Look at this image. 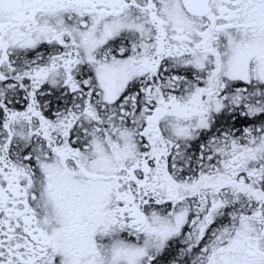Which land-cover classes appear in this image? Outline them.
I'll return each instance as SVG.
<instances>
[{"label":"snow or ice","instance_id":"obj_1","mask_svg":"<svg viewBox=\"0 0 264 264\" xmlns=\"http://www.w3.org/2000/svg\"><path fill=\"white\" fill-rule=\"evenodd\" d=\"M0 264H264V0H0Z\"/></svg>","mask_w":264,"mask_h":264}]
</instances>
